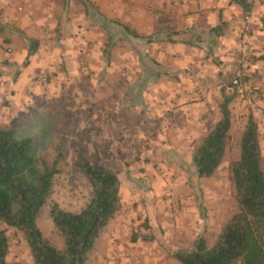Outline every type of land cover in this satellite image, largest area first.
<instances>
[{"label":"rangeland","instance_id":"rangeland-1","mask_svg":"<svg viewBox=\"0 0 264 264\" xmlns=\"http://www.w3.org/2000/svg\"><path fill=\"white\" fill-rule=\"evenodd\" d=\"M250 1L245 14L227 0H0V126L36 129L39 114L68 122L51 195L66 210L92 194L82 157L120 180L119 209L87 264H180L171 252L198 235L212 246L238 211L230 164L250 114L264 171V0ZM220 19L223 34L208 39ZM28 38L39 46L26 60ZM222 87L236 95L230 138L215 173L198 178L192 153L221 116ZM37 224L63 248L48 207ZM0 229L9 261L36 264L20 231ZM136 231L153 239L132 241Z\"/></svg>","mask_w":264,"mask_h":264},{"label":"trees","instance_id":"trees-1","mask_svg":"<svg viewBox=\"0 0 264 264\" xmlns=\"http://www.w3.org/2000/svg\"><path fill=\"white\" fill-rule=\"evenodd\" d=\"M249 14L250 0H229ZM226 22L209 30L213 38L224 32ZM127 29V27H126ZM39 41L28 38L26 60ZM231 81L228 86H231ZM220 117L195 146L191 161L198 178L211 177L222 163L230 138V103L235 92L221 88ZM51 115L39 114L23 127L0 126V222L20 231L36 264H87L96 242L119 209L120 180L110 167L82 157L76 164L87 179L92 194L77 211L66 210L51 199L56 177L63 172L66 157L63 133L68 122L51 123ZM240 156L230 164L238 211L223 226L212 246L198 235L191 248L176 249L172 258L180 264H264V171L257 121L250 114L239 141ZM48 207L53 226L63 238V248L46 238L37 222ZM143 226L150 229L147 219ZM152 240L153 235L132 234L131 240ZM8 236L0 229V264L8 260Z\"/></svg>","mask_w":264,"mask_h":264},{"label":"crops","instance_id":"crops-1","mask_svg":"<svg viewBox=\"0 0 264 264\" xmlns=\"http://www.w3.org/2000/svg\"><path fill=\"white\" fill-rule=\"evenodd\" d=\"M228 2H229V0H227ZM255 2H259L260 3V1L261 0H254ZM261 7H264V5H262L261 4ZM264 12V11H263ZM208 19V23L210 24L211 23V20H210V16L207 18ZM211 25V24H210ZM212 26V25H211ZM214 27V26H213ZM212 27H210L209 29H208V31H207V38L208 39H212L213 38V35L211 34V33H209V30L211 29ZM167 42H172V39H167ZM174 42V41H173ZM262 58H264V55H262ZM155 60V59H154ZM130 87H128L127 89H126V91H124L123 92V97H125V95L126 94H131V92L133 93L134 92V88H132L131 89V92H130V89H129ZM122 95V94H121ZM140 95V93H138V96ZM127 96V95H126ZM126 107V109L128 108V105L127 106H125ZM125 109H123V111H124ZM141 111H143V110H141ZM131 123V121H129L128 122V124H126L125 122L123 123L124 125H129Z\"/></svg>","mask_w":264,"mask_h":264},{"label":"built area","instance_id":"built-area-1","mask_svg":"<svg viewBox=\"0 0 264 264\" xmlns=\"http://www.w3.org/2000/svg\"><path fill=\"white\" fill-rule=\"evenodd\" d=\"M234 82L236 83L237 81H236V80H234Z\"/></svg>","mask_w":264,"mask_h":264}]
</instances>
